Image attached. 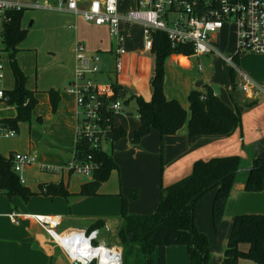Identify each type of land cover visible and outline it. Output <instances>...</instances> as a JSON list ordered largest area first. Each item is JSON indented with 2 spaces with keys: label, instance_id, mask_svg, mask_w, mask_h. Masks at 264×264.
<instances>
[{
  "label": "trees",
  "instance_id": "obj_1",
  "mask_svg": "<svg viewBox=\"0 0 264 264\" xmlns=\"http://www.w3.org/2000/svg\"><path fill=\"white\" fill-rule=\"evenodd\" d=\"M25 11L8 12L1 31L2 52H6L12 63L16 78V86L12 91H6L10 105L16 108L17 114L8 119L11 128L19 131V125L31 121L32 114L38 105L36 91L26 88V77L16 63L18 47L27 37V30L22 21ZM155 70L151 80L153 95L151 101L132 95L120 85L117 80L110 78L114 95L103 101L102 116L105 124H114V116L109 106L117 100L128 105L125 100L128 94L136 102V113L139 127L133 135V143L139 144L152 130L160 136H174L187 123L188 137L217 138L232 135L242 128V113L227 105L212 89L203 84L201 88L191 91L188 97L190 117L179 101L169 99L165 93V66L168 58L173 55L193 56L190 46L180 45L172 48L167 35L157 31L153 33V48ZM239 55H233L236 65L240 66ZM240 68V67H239ZM237 72L231 69V80L234 90L238 88ZM53 113L56 114L61 105L60 93L56 90L48 92ZM126 137L124 128H114L109 132L112 143ZM106 145V144H105ZM264 146V139L255 145V153ZM77 157L86 160L93 155L99 165L92 180L82 185L78 197H95L102 185L106 183L112 172L118 170L113 155L106 149L91 150L89 142L83 138L76 145ZM0 187L7 191L8 197H18L28 203L33 197H72L67 186L63 183H45L34 193L21 184L19 176L12 171V166L5 158L1 159ZM237 184L243 185L248 193L264 191V157L254 156L250 166L244 164L239 156L213 158L208 161H198L191 175L185 179L162 188L158 209L152 215L138 216L127 212V202L123 199L121 225L116 236L123 248L122 264H167L169 247H186L190 264H211L212 252L208 237L199 232L196 227L197 206L204 196L215 191L212 205V223L218 232L225 218L226 208L232 192ZM103 222L95 223L88 233L102 230ZM248 247L247 251L241 249ZM94 247H98L96 241ZM108 248H112L108 246ZM240 259H246L256 264H264V215H240L234 219L229 235L223 264H238Z\"/></svg>",
  "mask_w": 264,
  "mask_h": 264
},
{
  "label": "crops",
  "instance_id": "obj_2",
  "mask_svg": "<svg viewBox=\"0 0 264 264\" xmlns=\"http://www.w3.org/2000/svg\"><path fill=\"white\" fill-rule=\"evenodd\" d=\"M8 1L22 5H30L34 2V0ZM45 2L54 3L55 1L43 0V3ZM135 6H137V0ZM120 8L121 10L123 9L121 5ZM135 8L136 7H134V9ZM122 11H126V9H123ZM48 12H50L48 15H51L53 18L62 19L63 22L66 21V18L69 19L70 17H74V50L72 49L70 54L66 57L67 60H70L69 81L72 80L77 67L75 44L76 41H79L83 43L86 48L88 47L87 50L90 53H94L95 51H97L98 54L103 53L104 57L101 58L105 67L104 75L107 80L110 78L115 79L120 85L125 87L126 90H132L130 92L135 91L136 96L142 97L145 101H151L152 98L150 99V97L147 96L143 97L145 96L142 77L143 69L137 68L136 57L133 56V54L138 52L135 48L137 44L140 43V40L141 43L144 42L143 29L141 26L135 25L126 29V46L128 53L124 57V69L122 73L115 76L113 71L114 54L112 51L113 46L111 39L109 41V45L103 47V43H96L93 40V37H88L86 35L89 27L107 30L109 34L108 28L91 26L87 24L81 16L75 17L69 13L52 11L44 13ZM22 26L23 28L25 27L24 19L22 21ZM220 35H222L221 32L216 34L212 39V43L216 48L221 45V41H219L221 37L217 39ZM232 52H234V48ZM140 53L141 56H143L144 51H141ZM100 55L102 56V54ZM181 58L186 59V64H183ZM189 58L190 57L182 55H173L169 58L166 64H170L171 62H180L183 67H187L190 65ZM244 59L245 56L240 58V65ZM241 70L243 71V69ZM71 74H73L72 77ZM133 76H136L137 79L132 80ZM94 79L97 82L99 81L96 77ZM66 89L67 88L64 89L63 93L60 92L61 105L56 114L53 113L48 94L49 91H36L37 93L35 97L38 101V105L34 110L36 120L39 124L46 127L45 132L48 136H56V139H58L64 146H59L58 143L53 142L50 147L51 150L47 154L40 155V159L43 164L62 167L65 166L74 156L77 139V105L75 98L67 94ZM166 95L169 99L175 98L182 103V107L187 111L189 119V101H184V99H180V97H176L175 95H172V97H169L170 95L167 93ZM230 98L232 104L226 103L223 99L222 100L233 109L237 108L241 111L242 128L226 137H203L190 140L188 137V125H185L174 136L162 137L157 131L152 130L139 145H134L132 143L133 135L140 124L138 116H123L122 112L115 115L114 124L117 128H124L126 131V137L117 142L104 145L103 149H106V151H109L110 149L112 150L114 162L118 166V170L116 171L121 169L122 174H124L125 170L130 173L132 170L139 168L140 172L145 175L144 179L147 178V183L143 182L144 179L133 185L127 184L125 186L124 183L123 190H121L119 185L117 186L116 184V171H114L111 174V177L113 176L114 178L112 179L114 180L110 183V177V179L102 185L97 196L84 197L83 199H80L76 197H78L77 194H79L82 185L85 183H81L79 187L74 189L72 185V176L74 174L67 172L63 174L49 173L51 175L50 178L41 184L50 182L63 183L67 186L68 191L72 194V197L68 200L63 197L52 198L42 195L33 197L27 203L28 205L30 204V207H28L30 209L32 208L31 201L39 196L45 198L46 200L50 199L49 203L54 208L55 206H58L56 209L53 208L52 212L44 215L28 213V211L21 212L17 206L13 208L11 203L5 204L7 206L4 208H0V219L3 221L2 226L7 229L0 230V234L4 238L0 241V264H74V261L71 260L64 248L58 243H55L56 241L48 234L46 228L35 219V216L60 218V225L58 227L60 228V234L56 232L57 230L55 232L62 236H70L74 234L84 235L83 233H88L90 228L98 222H103L105 224L104 228L106 227L110 229V232L115 233L119 229L122 222L121 213L118 214L117 212L119 204L116 202L114 208L109 209V213H103L105 212V209L102 211V207H100L101 211H96L95 205H103V198L116 197V199H114L116 201L119 200L118 197L121 195L127 196L130 188L139 189L137 197L135 198L136 201H133L131 204V210L134 205L137 208L144 207L148 210L149 214H153L158 209L162 188L169 187L191 175L196 162L208 161L213 158L239 156L244 160V164L246 166H250L255 155L258 157H264V146H262L258 152L255 153V145L264 139V86L261 85L260 89L254 90L250 94H245L240 90L235 91L233 96H230ZM42 103H44L43 108ZM39 136L41 137V134H39ZM160 145L161 152H167L166 162L163 164V167H161V176L159 175L160 163L158 164L157 160L159 152L158 146ZM13 152L14 151L10 152V154ZM28 153L34 154L31 150ZM3 157L7 158L5 156ZM154 157L156 160L153 169L151 167V162H153ZM144 161L147 162L146 167L140 164ZM44 174L47 173L44 172ZM41 184L38 185L37 190L35 191L31 187H27L31 191H34V193H38ZM26 185L27 181L25 183V186ZM214 198L215 191H212L204 196L199 202L197 206L196 227L199 232L208 237L212 254H217L215 260L212 259L211 264H223V256L225 252L224 242L226 240V236L229 238L232 230L230 229L229 222H232L231 224H233L234 219L240 215H264V191L260 193H248L244 190L243 185L237 184L235 186L226 208L225 218L221 225L222 228L220 227L222 231V236L220 238H218L219 235L216 234L217 232H215L212 223V205ZM93 201H97V203H93ZM84 204L93 205V213L88 217L74 216L71 212L70 206L72 205L73 207H77L78 205L84 206ZM12 211H16L24 215L21 218L19 225L12 224V222L5 216ZM225 222L226 224H224ZM59 238L68 240L60 236ZM52 239L55 242H53ZM219 241L224 246L221 251L218 247ZM241 249L243 251H247L248 247L246 245H242ZM167 264H190V258L186 247H169L167 251ZM238 264L256 263L250 260L240 259Z\"/></svg>",
  "mask_w": 264,
  "mask_h": 264
},
{
  "label": "built area",
  "instance_id": "obj_3",
  "mask_svg": "<svg viewBox=\"0 0 264 264\" xmlns=\"http://www.w3.org/2000/svg\"><path fill=\"white\" fill-rule=\"evenodd\" d=\"M54 1V3H41V0H34L33 4L22 5L0 0V141L10 140L18 135V131L11 128L8 123L11 117L3 115L4 111L14 107L10 105L6 91L2 88L5 65L1 47V31L5 15L13 11L48 10L69 13L75 17L81 16L91 26L108 28L113 46L115 76L122 73L124 57L128 53L126 29L138 25L143 29L145 52L152 51L153 33L163 32L174 49L186 45L193 49V56L220 55L241 78L238 82V89L241 92L250 94L258 90L253 79L236 65L233 55L264 57V0H137L136 8L128 11L121 10V0ZM226 27L235 30V51L230 57H225L212 43L213 37ZM75 53L77 67L66 93L75 98L77 105L76 145L80 139L85 138L91 150L103 149L105 144L112 143L108 136L115 125L105 124L102 116L103 101L114 95L112 83L108 79L107 82L99 84L94 79L97 75L104 74L105 67L99 54L90 53L79 41H76ZM124 108V102L117 100L108 109L115 117L123 112ZM76 145L74 156L65 166L42 164L40 169L50 174L67 172L79 175L87 181L92 180L99 165L91 154L86 160H80L77 157ZM2 158L4 157L0 154V163ZM5 159L11 163L12 171L19 176L21 184L25 185V178L20 177L19 174L26 166L35 162V155L13 152ZM2 194L4 190L0 187V196ZM5 216L12 224L19 225L24 215L12 211ZM35 219L46 228L51 237H54L60 225V218L35 216ZM99 231L93 230L83 234L93 245V242L99 238ZM76 262L79 261H74V264ZM79 263L84 264V262ZM92 263L90 261L87 264Z\"/></svg>",
  "mask_w": 264,
  "mask_h": 264
},
{
  "label": "rangeland",
  "instance_id": "obj_4",
  "mask_svg": "<svg viewBox=\"0 0 264 264\" xmlns=\"http://www.w3.org/2000/svg\"><path fill=\"white\" fill-rule=\"evenodd\" d=\"M41 3H43V0H41ZM135 4L136 0H121L120 5L123 9H126V11H128L134 9V7H136ZM47 11L48 10H25L23 16L25 26L24 28L28 33L26 39L18 47V53L16 54V63L19 69L22 71L23 75L26 77L27 89L43 92L50 91L52 90V88H55L53 90H56L59 93H63L64 89L67 88L68 83L70 82L68 80L70 74V60H67L66 57L68 54H70L72 49L74 50V17H70L69 19L66 18V21L63 22L62 19L53 18L51 15H48L50 14V12L44 13ZM221 34L222 35L217 37V39L221 37L219 39V41H221V45H219V47H217L216 49L220 53L224 54L225 57H230L233 54V48L235 51V30L226 27L221 31ZM86 35L88 37H93V40L96 43H103V47L109 45L110 38L107 30H100L89 27L87 29ZM135 49L136 51H138L133 54V56L136 57V66L137 68L143 69L142 77L143 87L145 90V96L143 97L147 96L151 99L153 95L151 80L155 70V57L151 52L145 53L144 42L141 43V40L140 43L137 44ZM141 51H144L143 56H141ZM94 53L98 54L97 51H95ZM100 54H102V56ZM100 54L99 55L101 57H104L103 53ZM2 58L5 65V78L2 82V88L8 92L12 91L15 88L16 78L9 55L6 54V52H3ZM181 60L183 64H186L187 61L185 58H181ZM189 62L190 65L187 67H183L180 62H171L170 64H166L165 93L170 95L169 97L175 95L176 97H180V99H184V101H187L191 91L197 89V85L199 83H202L211 86L214 92L221 99H223L226 103L232 104L230 96H233L235 90L231 80V68L221 58L220 55L208 54L201 57L191 56L189 58ZM239 67L240 69H243L245 73L249 74L251 79H253V81L257 84L258 89L261 88V85L264 86V57L245 55V59L241 62V65ZM72 75L73 74H71V77ZM96 78L99 79V84H103V82L107 81L104 74H99L96 76ZM136 79V76L132 77V80ZM236 81H241V78H239L238 75ZM238 90L239 89L237 88L236 91ZM129 95L130 94L126 96L125 100H130V102L128 105H125L122 114L123 116L131 115L136 117V102L135 100H132ZM175 100L179 101L178 99ZM180 104L182 105L181 102ZM43 106L44 103H42V108ZM16 114V108L11 107L7 111H4L3 115L14 118ZM45 129V126L38 123V121L36 120V115L33 113L31 121L23 122L19 125V131L16 138L0 141V153L5 157H8L10 152L12 151L24 154L28 153L31 150L34 153L33 155H35V162L30 166H26L21 174H19L20 177L23 176L27 181V185L25 187L29 186L34 191L37 190L39 184L44 183L51 176L49 173L44 174V172L40 169V166L43 164L40 159V155L47 154L51 150L50 147L53 142L58 143L59 146H63V144L59 142L58 139H56V136H48V134L45 132ZM39 134H41V137L39 136ZM158 151L159 152L157 160L158 164L160 163L159 175L161 176V167H163V164H165L166 162L167 152H161V145L158 146ZM109 152L111 155H113L111 149L109 150ZM155 160L156 158L154 157L153 162H151V167L153 169L155 166ZM140 164L146 167L147 162L144 161ZM115 177L117 186L119 185L121 190H123L124 183L125 186L127 184H136V182L142 181L145 175L140 172L139 168L132 170L130 173L125 170L124 174H122V171L120 169L119 171L115 172ZM112 178L114 177H111V179L109 180L110 183L112 182V180H114ZM85 181L87 180L83 179L79 175L72 176V185L74 189L79 187L81 183H86ZM143 182L147 183V178H145ZM138 191L139 189L130 188L127 196L121 195L120 197H118L119 200L116 201L114 200L116 199V197L103 198V205L96 204L95 209L96 211H101L100 207H102V211L103 209H105V212L103 213H109V209L114 208L117 202L119 204V207H117V212L118 214H120L122 211L121 204L124 199L127 202L128 214H141L138 216L152 215L149 214L148 210H146V208L144 207L137 208L133 205L131 210V204L133 203V201H136L135 198L137 197ZM76 198L83 199L84 197ZM49 202L50 199L46 200L41 196L36 197L31 201L32 208L30 209L28 208L30 207V204L28 205L18 197L11 198L10 202L7 191H4V194L0 196V208H4L7 206L5 204L11 203L13 208L17 206L19 211L21 212L28 211V213L41 215L52 212L54 207L51 206ZM93 203H97V201H93ZM56 207L58 206H55L54 209H56ZM70 207L71 212L74 216L88 217L93 213V205L84 204V206L78 205L77 207H73L71 205ZM226 222L224 224H226ZM2 223L3 221H1L0 219V230H7L2 226ZM231 223L232 222H229L230 229H232L233 226V224ZM221 228L216 233L219 235L218 238L222 236ZM56 232L60 234V228H58ZM3 239L4 238L0 234V241ZM227 241L228 237L226 236V240L224 242L225 250ZM53 242L55 241L53 240ZM96 242L99 246H110L112 248L119 249L122 257L123 248L120 246V242L117 239L116 233L110 232V229L105 227L100 230L99 238L98 240H96ZM218 247L220 251L224 247L220 241ZM216 257L217 254L213 253L212 259L215 260ZM98 262V260H95L92 264H98Z\"/></svg>",
  "mask_w": 264,
  "mask_h": 264
},
{
  "label": "bare ground",
  "instance_id": "obj_5",
  "mask_svg": "<svg viewBox=\"0 0 264 264\" xmlns=\"http://www.w3.org/2000/svg\"><path fill=\"white\" fill-rule=\"evenodd\" d=\"M59 236L68 240L61 239ZM53 239L66 250L73 261L85 263L98 260L102 264H121L119 249L105 246L94 247L84 235L62 236L55 233Z\"/></svg>",
  "mask_w": 264,
  "mask_h": 264
},
{
  "label": "water",
  "instance_id": "obj_6",
  "mask_svg": "<svg viewBox=\"0 0 264 264\" xmlns=\"http://www.w3.org/2000/svg\"><path fill=\"white\" fill-rule=\"evenodd\" d=\"M203 86V84L202 83H199L198 85H197V88L199 89V88H201ZM133 95H135V91H133V92H131ZM88 262H85L84 264H87ZM75 264H80L79 262H76ZM98 264H102L101 262H98ZM121 264H122V257H121Z\"/></svg>",
  "mask_w": 264,
  "mask_h": 264
}]
</instances>
